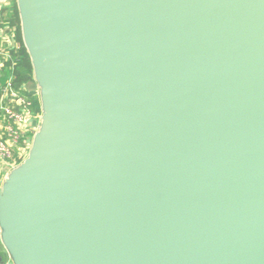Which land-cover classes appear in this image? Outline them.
<instances>
[{
	"label": "water",
	"instance_id": "water-1",
	"mask_svg": "<svg viewBox=\"0 0 264 264\" xmlns=\"http://www.w3.org/2000/svg\"><path fill=\"white\" fill-rule=\"evenodd\" d=\"M16 5L41 116L0 264H264V0Z\"/></svg>",
	"mask_w": 264,
	"mask_h": 264
},
{
	"label": "built area",
	"instance_id": "built-area-1",
	"mask_svg": "<svg viewBox=\"0 0 264 264\" xmlns=\"http://www.w3.org/2000/svg\"><path fill=\"white\" fill-rule=\"evenodd\" d=\"M1 38L0 54V172L10 170L27 155L36 131L34 122L41 112L34 110V101L26 94V84L16 85L14 75L4 74V62L11 58L9 49L15 46L13 32ZM11 72V69L9 70Z\"/></svg>",
	"mask_w": 264,
	"mask_h": 264
},
{
	"label": "trees",
	"instance_id": "trees-1",
	"mask_svg": "<svg viewBox=\"0 0 264 264\" xmlns=\"http://www.w3.org/2000/svg\"><path fill=\"white\" fill-rule=\"evenodd\" d=\"M0 28L4 29L6 33L13 32L15 46L9 49L11 58L4 62V74H12L15 77L16 85L20 86L26 84L33 77V68L30 57L24 47L20 17L16 5V0H9V4L0 9ZM3 43L0 39V51ZM0 54V59H2ZM11 69V72L9 71ZM34 101V110L37 113L41 112L40 101L37 95H30L26 93Z\"/></svg>",
	"mask_w": 264,
	"mask_h": 264
},
{
	"label": "crops",
	"instance_id": "crops-1",
	"mask_svg": "<svg viewBox=\"0 0 264 264\" xmlns=\"http://www.w3.org/2000/svg\"><path fill=\"white\" fill-rule=\"evenodd\" d=\"M9 4V0H0V9L3 7V6H6ZM4 35V31L2 28H0V39L2 38V36Z\"/></svg>",
	"mask_w": 264,
	"mask_h": 264
},
{
	"label": "rangeland",
	"instance_id": "rangeland-1",
	"mask_svg": "<svg viewBox=\"0 0 264 264\" xmlns=\"http://www.w3.org/2000/svg\"><path fill=\"white\" fill-rule=\"evenodd\" d=\"M8 172L9 170H2L0 172V185H1V181L4 179V177L7 175Z\"/></svg>",
	"mask_w": 264,
	"mask_h": 264
}]
</instances>
